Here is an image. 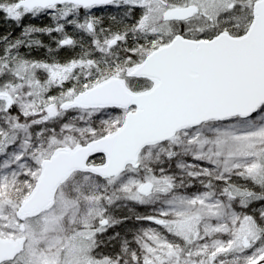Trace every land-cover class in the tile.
<instances>
[{
    "label": "snow or ice",
    "instance_id": "snow-or-ice-1",
    "mask_svg": "<svg viewBox=\"0 0 264 264\" xmlns=\"http://www.w3.org/2000/svg\"><path fill=\"white\" fill-rule=\"evenodd\" d=\"M0 264H264V0H0Z\"/></svg>",
    "mask_w": 264,
    "mask_h": 264
}]
</instances>
